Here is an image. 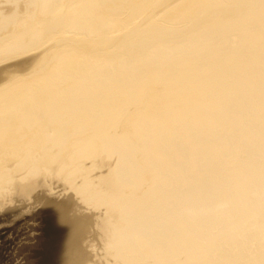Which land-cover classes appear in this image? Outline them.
I'll list each match as a JSON object with an SVG mask.
<instances>
[{"label": "bare ground", "instance_id": "1", "mask_svg": "<svg viewBox=\"0 0 264 264\" xmlns=\"http://www.w3.org/2000/svg\"><path fill=\"white\" fill-rule=\"evenodd\" d=\"M7 3L0 162L52 176L27 263L264 264V0Z\"/></svg>", "mask_w": 264, "mask_h": 264}, {"label": "rangeland", "instance_id": "2", "mask_svg": "<svg viewBox=\"0 0 264 264\" xmlns=\"http://www.w3.org/2000/svg\"><path fill=\"white\" fill-rule=\"evenodd\" d=\"M9 4L0 6V27L15 16L14 5ZM23 170L18 162H0V264H28L19 247L34 242L35 221L31 219L39 216L41 204L50 198L52 176L43 171L34 175Z\"/></svg>", "mask_w": 264, "mask_h": 264}]
</instances>
